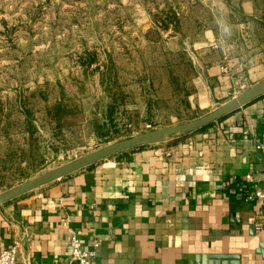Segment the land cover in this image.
<instances>
[{"label":"rangeland","instance_id":"1","mask_svg":"<svg viewBox=\"0 0 264 264\" xmlns=\"http://www.w3.org/2000/svg\"><path fill=\"white\" fill-rule=\"evenodd\" d=\"M201 54L233 78L206 109L191 105ZM260 65L264 0H0V193L204 116L264 79ZM20 104L32 136L21 122L4 128Z\"/></svg>","mask_w":264,"mask_h":264},{"label":"crops","instance_id":"2","mask_svg":"<svg viewBox=\"0 0 264 264\" xmlns=\"http://www.w3.org/2000/svg\"><path fill=\"white\" fill-rule=\"evenodd\" d=\"M197 61L190 104L206 109L232 90L233 78L220 62L206 66L202 54ZM178 138L1 204L0 248L16 244L20 264H68L75 233L95 251L93 264H205L215 254L264 264V205L247 199L264 175L256 149L264 144V95Z\"/></svg>","mask_w":264,"mask_h":264},{"label":"water","instance_id":"3","mask_svg":"<svg viewBox=\"0 0 264 264\" xmlns=\"http://www.w3.org/2000/svg\"><path fill=\"white\" fill-rule=\"evenodd\" d=\"M264 95V79L254 83L242 90L237 95L221 103L217 108L199 118L188 122L166 126L134 135L127 139L109 144L91 153L85 154L71 162L65 163L53 170L47 171L35 178L29 179L17 186H14L0 193V205L20 197L32 190L40 188L53 181L64 178L74 172L92 166L104 159L111 158L124 151L164 143L176 139L182 135L196 132L208 125L215 123L233 111L251 103ZM238 259L233 255L215 254L203 260L205 264H234L229 261Z\"/></svg>","mask_w":264,"mask_h":264},{"label":"built area","instance_id":"4","mask_svg":"<svg viewBox=\"0 0 264 264\" xmlns=\"http://www.w3.org/2000/svg\"><path fill=\"white\" fill-rule=\"evenodd\" d=\"M256 149L264 153V144L258 143ZM250 179L251 175L245 176ZM248 200H258L264 205V175L260 181V185L252 187L247 194ZM96 246V245H95ZM70 257L68 264H93L95 251L83 247L79 237L72 233L69 236ZM17 245L9 248H0V264H20L16 261Z\"/></svg>","mask_w":264,"mask_h":264},{"label":"trees","instance_id":"5","mask_svg":"<svg viewBox=\"0 0 264 264\" xmlns=\"http://www.w3.org/2000/svg\"><path fill=\"white\" fill-rule=\"evenodd\" d=\"M94 61H95L94 58H90L89 61L86 62V64L90 65ZM20 109H21L20 113H17V111L15 109H13V108H10L8 110V114L4 113V115H5V120L4 121H5V124H6V125H4V128L8 127V126H14L18 122H21L25 126V128L30 132V136H32L33 132L36 130V127H35V125H33L32 121L30 119V111L23 104L21 105ZM18 118L21 121H19ZM209 126L210 125H208L206 127H209ZM60 127L61 126H57V128H59V129H60ZM203 129H205V127L200 129V130H203ZM140 148H143V147H140Z\"/></svg>","mask_w":264,"mask_h":264}]
</instances>
